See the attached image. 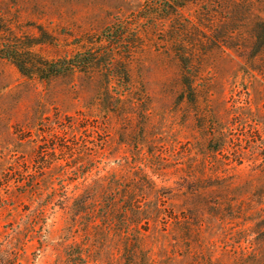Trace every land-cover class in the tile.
<instances>
[{
    "label": "rangeland",
    "instance_id": "rangeland-1",
    "mask_svg": "<svg viewBox=\"0 0 264 264\" xmlns=\"http://www.w3.org/2000/svg\"><path fill=\"white\" fill-rule=\"evenodd\" d=\"M143 2L0 0L45 57L136 34L117 69L0 58V264H264V0Z\"/></svg>",
    "mask_w": 264,
    "mask_h": 264
},
{
    "label": "trees",
    "instance_id": "trees-1",
    "mask_svg": "<svg viewBox=\"0 0 264 264\" xmlns=\"http://www.w3.org/2000/svg\"><path fill=\"white\" fill-rule=\"evenodd\" d=\"M193 0H144L136 17L153 21L154 19L169 18L178 13L187 3ZM125 23L118 22L116 25H109L100 32V42L94 50L83 49L71 55L49 58L41 55L32 47L39 44V38L27 37L25 40L16 35H5L7 31L0 26V58L10 61L17 70L24 76H35L47 80L53 76L83 71L99 65L104 60L103 66L109 69H117L121 61L117 56L122 51H128V44H125V37L131 34L136 36L135 30L127 32ZM124 45V46H123ZM120 51V52H119ZM118 77V76H117ZM127 80V75L123 74ZM126 87V86H125Z\"/></svg>",
    "mask_w": 264,
    "mask_h": 264
}]
</instances>
